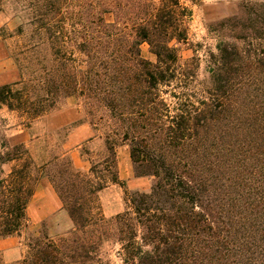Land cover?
Listing matches in <instances>:
<instances>
[{
  "label": "trees",
  "instance_id": "16d2710c",
  "mask_svg": "<svg viewBox=\"0 0 264 264\" xmlns=\"http://www.w3.org/2000/svg\"><path fill=\"white\" fill-rule=\"evenodd\" d=\"M19 1L9 34L24 38L11 54L19 77L0 84V109L29 128L72 97L104 150L83 173L65 152L35 166L23 142L0 140V239L27 226L43 178L72 221L64 235L41 231L13 264H264V3L236 28L242 43L220 41L199 78L177 53L191 15L180 0ZM123 144L150 188L94 216L96 194L122 183Z\"/></svg>",
  "mask_w": 264,
  "mask_h": 264
},
{
  "label": "rangeland",
  "instance_id": "374dc122",
  "mask_svg": "<svg viewBox=\"0 0 264 264\" xmlns=\"http://www.w3.org/2000/svg\"><path fill=\"white\" fill-rule=\"evenodd\" d=\"M191 10L190 17L186 20L187 39L176 44L177 53L181 62H197L199 78L207 75V61L211 60V53H216V45L220 41L237 42L236 28L243 24L255 23L256 10L263 9L264 0H180ZM0 84L10 83L18 79L11 54L17 52L24 44L23 37L9 36L14 33L21 23L23 3L19 0H0ZM249 20V21H248ZM248 21V23H246ZM143 57L153 60L147 45H141ZM80 112V113H78ZM81 110L72 97L60 100L55 109L35 120L29 128H25L15 113L0 109V140L6 138L10 144L23 142L29 150L35 166L50 159L53 155L65 152H75L80 162L85 166L83 173H88L90 162L103 155L104 142L98 137L96 131L86 122H80ZM79 126L84 129L78 130ZM85 135V137H84ZM116 161L118 177L121 184L109 183L100 190L94 198L92 214L110 218L129 209L128 196L134 191H148L151 185L150 177H135L129 157L128 146L116 147ZM10 164L4 165L3 171L7 173ZM37 173L34 172V175ZM51 186L44 178L38 181L36 188ZM53 189V188H52ZM31 199V198H30ZM30 201V200H29ZM28 201V202H29ZM28 205V203H27ZM27 205L25 208L28 216ZM28 219V217H27ZM72 228V221L66 211L49 215L38 224L21 227L18 234L21 237L24 257L29 247L28 242L44 230L49 236L64 235ZM54 240L57 237H53ZM116 245L105 246L104 251L109 258L116 262L114 255ZM23 259V258H22ZM21 259L5 262L0 251V264H13ZM85 264H96L87 262Z\"/></svg>",
  "mask_w": 264,
  "mask_h": 264
},
{
  "label": "crops",
  "instance_id": "0c3cea01",
  "mask_svg": "<svg viewBox=\"0 0 264 264\" xmlns=\"http://www.w3.org/2000/svg\"><path fill=\"white\" fill-rule=\"evenodd\" d=\"M84 129L79 126L78 130ZM85 137V135H84ZM72 163L76 169L84 170L85 166L75 152H69ZM28 222L35 225L46 219L49 215L61 211V201L51 186L36 188L27 205ZM21 237L11 235L0 239V251L5 262L24 258Z\"/></svg>",
  "mask_w": 264,
  "mask_h": 264
}]
</instances>
